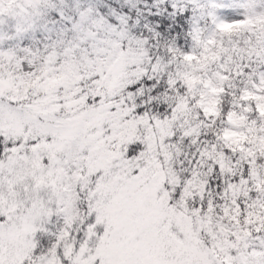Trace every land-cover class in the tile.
Masks as SVG:
<instances>
[{
  "label": "snow or ice",
  "instance_id": "obj_1",
  "mask_svg": "<svg viewBox=\"0 0 264 264\" xmlns=\"http://www.w3.org/2000/svg\"><path fill=\"white\" fill-rule=\"evenodd\" d=\"M0 264H264V0H0Z\"/></svg>",
  "mask_w": 264,
  "mask_h": 264
}]
</instances>
